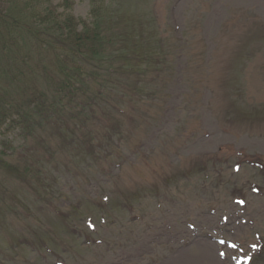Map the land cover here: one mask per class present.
Instances as JSON below:
<instances>
[{
  "label": "rangeland",
  "instance_id": "rangeland-1",
  "mask_svg": "<svg viewBox=\"0 0 264 264\" xmlns=\"http://www.w3.org/2000/svg\"><path fill=\"white\" fill-rule=\"evenodd\" d=\"M122 2L124 27L187 50L159 80L153 69L159 93L113 162L82 171L27 147L13 117L0 129V264H264V0ZM53 5L88 19L89 0ZM13 64L0 81L21 101L44 84Z\"/></svg>",
  "mask_w": 264,
  "mask_h": 264
},
{
  "label": "trees",
  "instance_id": "trees-1",
  "mask_svg": "<svg viewBox=\"0 0 264 264\" xmlns=\"http://www.w3.org/2000/svg\"><path fill=\"white\" fill-rule=\"evenodd\" d=\"M26 1L32 6L30 14L14 12L15 0H7L6 9L0 10V76L12 75L8 67L13 62L23 68L31 63L34 71L39 68L44 85L34 80L17 101L0 81V129L13 117L27 147L35 140L51 158L64 155L62 162H79L82 171L103 159L113 162L127 143L126 123L142 127L149 106L145 101L159 93L146 86L153 83V69L158 80L173 71L176 53L187 50L186 40L168 50L167 39L155 32L134 24L132 30L124 27L123 0H89L85 20L60 13L53 0ZM22 47L28 52L20 57ZM30 149L36 157L39 146ZM6 155L0 151V165L9 163ZM34 166L28 169L35 172ZM198 174L206 175V169L202 166Z\"/></svg>",
  "mask_w": 264,
  "mask_h": 264
}]
</instances>
